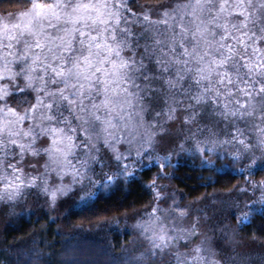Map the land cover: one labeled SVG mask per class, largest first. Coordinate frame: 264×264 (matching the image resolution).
<instances>
[{"label":"snow or ice","instance_id":"1","mask_svg":"<svg viewBox=\"0 0 264 264\" xmlns=\"http://www.w3.org/2000/svg\"><path fill=\"white\" fill-rule=\"evenodd\" d=\"M133 2L31 0L18 15L0 16V198L15 201L36 187L53 204L73 191L87 203L97 195L93 189L135 176L137 169L158 166V175H166L162 169L172 154H153L165 133L158 121L162 113L174 119L178 107L187 113V124L197 125L188 135L197 151L236 146L221 155L252 160L251 171L260 152L264 166V0H163L137 4L136 10ZM28 90L35 103L18 110L9 102ZM204 117L234 125V134L211 138L216 134L199 123ZM240 123L255 137L245 135ZM202 127L210 136L200 140ZM43 136L47 146L38 143ZM41 154L47 156L44 171L25 172L40 167L26 164V157ZM53 172L61 181L55 186L49 182ZM69 174L71 183L64 184ZM249 183L252 189L239 190L254 191L258 182ZM149 186L155 188L156 181ZM160 211L187 215L175 203ZM239 219L248 222L249 214L239 213ZM136 226L153 255L176 239L157 208ZM175 231L185 238L197 234L195 224ZM204 243L187 261L178 255L180 264H206Z\"/></svg>","mask_w":264,"mask_h":264},{"label":"trees","instance_id":"2","mask_svg":"<svg viewBox=\"0 0 264 264\" xmlns=\"http://www.w3.org/2000/svg\"><path fill=\"white\" fill-rule=\"evenodd\" d=\"M161 2L135 0L130 6L136 10L137 4ZM29 3L0 0V12ZM177 112L186 113L179 107ZM205 152L207 160L197 154L171 157V163L162 169L164 176L158 175V166L137 169L135 176L127 180L118 177L107 188L97 190L91 201L73 203L64 209L49 210L42 202L31 199L0 198V264H136L137 260L142 264H166L161 255L143 253L141 257L130 251L135 235L130 220L152 206L159 184L167 183L186 198L229 196L233 202L237 198L235 191L248 180L264 178L261 162L249 174L241 173L238 169L243 167L242 161L221 155L226 152L223 148ZM153 180L155 188L149 186ZM241 205L242 202H236L237 214L244 209L249 220L241 224L237 215V232L247 240L264 243V204L257 202L249 208ZM105 224H115L109 240L97 232Z\"/></svg>","mask_w":264,"mask_h":264},{"label":"rangeland","instance_id":"3","mask_svg":"<svg viewBox=\"0 0 264 264\" xmlns=\"http://www.w3.org/2000/svg\"><path fill=\"white\" fill-rule=\"evenodd\" d=\"M29 1V5L0 12V16H6L8 14L13 16L18 15L20 11H23L30 6L31 0ZM4 83H8V81L6 80ZM20 83L21 86H23L22 79ZM25 101L28 103H25ZM9 102L14 107H17L18 110H21L28 107L29 104L35 103V93L31 90H28L22 95L13 94ZM177 113L178 112H176V116L172 120H167V117L163 113L161 114L158 122H164L165 133L158 135L157 143L155 145L156 152L153 154L155 155L156 153H159L163 155L165 152H170L172 154V159L176 158L178 154L185 156L197 154L201 155L203 158H205V160H207L209 157L205 152L207 149L204 152L197 151L195 149L194 141L188 138L189 129L195 132L197 125L195 123L187 124L183 119H181V117H184L187 113L181 115H177ZM28 123V121L25 122V127L28 126ZM199 123L201 126L208 125L211 128V131L216 134L215 137H211L213 139H230L234 134V125L230 123L226 125L224 121H219L216 124H212L207 117H204L200 119ZM239 127L248 137H255V131H250L244 123H240ZM209 136L210 133L208 127H202L201 132L197 133V139L200 140H203ZM48 142L49 140L47 136L41 137L38 141V143L43 146H47ZM180 144H183V148L179 147ZM124 147L125 146L121 147L122 151L124 150ZM218 148H223L226 151L236 150V146L229 145H222ZM101 151H107L103 145H101ZM212 153L213 152H210V154ZM80 155L82 158V154ZM255 156L256 162L255 165H253V169L258 166L259 162H261V153L257 152ZM46 160L47 156L45 154H41L36 158H33L29 155L26 157L25 163L35 164L40 167L36 169L25 167V172H43L44 169L42 165ZM145 161L147 162V158H145ZM73 163H75V160H73ZM242 164V168H245V171L247 174H249L252 170H247V165L252 164V160H243ZM94 167L96 173L101 171L99 165ZM112 168L115 170L114 165ZM103 171L108 172L109 169L105 168ZM129 171L133 170L129 169ZM119 177L122 179L125 178V180H127L132 176ZM96 179H101L100 175H96ZM49 182L51 185L55 186L61 181L59 177H57L53 172L51 173V180ZM256 182L258 183L256 184L254 191H235L237 198L233 199V202L231 200L232 198L229 196L220 197L216 195L201 199L186 198L183 194L176 192L167 183H158L160 185L158 187L160 195L157 196L156 194L155 202L152 204V206L140 212L138 214L139 216H135L130 220L131 222L133 221V225L130 224V226L133 228V232L135 234L130 244V251L139 256L141 253L149 255L150 252L148 250L150 245L145 239L142 230L136 225L139 221H148L149 213L152 212L153 208H157V210L160 212V215L164 217L165 222L168 224L170 235L176 236V239L169 248L155 254L156 256L161 255L162 258H166V264H180V260L177 259L178 255L181 260L187 261L188 257L195 255L194 249L197 245L201 244V241L205 242L203 245H201V247L202 255L205 257L206 264H211L213 260H215L217 264H264V243L243 238L237 232L236 226V216L239 215L235 209L236 202H242V208H247L248 206L245 205L248 204L254 203L255 205L257 202H261L260 195L261 192L264 191V187L261 186V183L264 182V178ZM63 183H71L70 174L64 176ZM241 188L252 189L253 185L249 182H246ZM93 191H97V189H93ZM78 198L79 191H73L69 192L67 195H58L55 204H53L48 194L43 192L40 188L33 187L25 190L23 196L19 199H31L39 201L40 203L42 202L49 210L54 211V208L64 209L73 203H80ZM174 203L176 208L184 209L187 212V215L181 217L174 211L168 213L160 211L161 209L172 208ZM242 213H245L244 209H242ZM125 223H127V221H125ZM193 224L196 226L197 234L189 236L188 238H185L182 233H176L175 231V229H191ZM225 225H227V227ZM112 227H115V224H105L101 226L97 232L109 240ZM142 236L144 237V240L141 239Z\"/></svg>","mask_w":264,"mask_h":264}]
</instances>
